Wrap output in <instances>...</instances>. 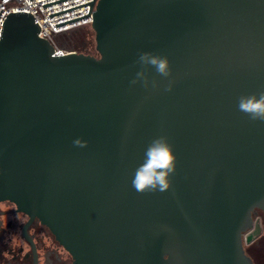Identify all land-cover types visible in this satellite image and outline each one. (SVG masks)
<instances>
[{"label": "water", "instance_id": "obj_1", "mask_svg": "<svg viewBox=\"0 0 264 264\" xmlns=\"http://www.w3.org/2000/svg\"><path fill=\"white\" fill-rule=\"evenodd\" d=\"M89 4L97 56L57 55L30 12L5 20L0 204L48 227L74 264H253L264 122L238 101L264 91V0H93L50 17ZM141 52L166 56L171 76ZM141 70L147 87L132 83ZM159 136L177 157L171 188L139 193Z\"/></svg>", "mask_w": 264, "mask_h": 264}, {"label": "flooded vegetation", "instance_id": "obj_2", "mask_svg": "<svg viewBox=\"0 0 264 264\" xmlns=\"http://www.w3.org/2000/svg\"><path fill=\"white\" fill-rule=\"evenodd\" d=\"M259 228V233H255ZM252 236L248 242V235ZM246 255L253 264H264V211L254 212V228L243 238ZM0 264H74L73 257L38 219L0 204Z\"/></svg>", "mask_w": 264, "mask_h": 264}, {"label": "clouds", "instance_id": "obj_3", "mask_svg": "<svg viewBox=\"0 0 264 264\" xmlns=\"http://www.w3.org/2000/svg\"><path fill=\"white\" fill-rule=\"evenodd\" d=\"M138 63L142 66H152L156 72L163 77L171 76L170 62L166 56L155 55L151 52H141ZM137 79L143 80L145 87L148 86V78L144 70L137 72ZM153 87L157 82H152ZM167 90H171V84ZM239 111L249 116L252 121L264 122V91L258 94L242 95L238 101ZM80 147H86L87 142L76 140L74 142ZM177 157L174 154L173 145L166 136L154 138L145 150V159L134 173L132 185L139 193L165 192L171 188V176L176 172Z\"/></svg>", "mask_w": 264, "mask_h": 264}, {"label": "built area", "instance_id": "obj_4", "mask_svg": "<svg viewBox=\"0 0 264 264\" xmlns=\"http://www.w3.org/2000/svg\"><path fill=\"white\" fill-rule=\"evenodd\" d=\"M58 0H0V41L3 32V26L6 18L11 13L30 12L35 19L36 24L40 28L39 36L49 40L57 48V55L64 54L66 50L60 48L56 42L57 35L68 33L76 28L85 25H91L93 21V12L95 7L92 5L82 6L67 12H63L54 16L51 14L70 9L85 3L92 2L93 0H64L46 7L43 5L55 2ZM96 0H94L95 3ZM91 8V10H90ZM90 11V13H89ZM89 13V15H87ZM87 15V16H84ZM84 16V17H81ZM81 17V18H78ZM68 23L56 26V24L72 20ZM60 48V50H59Z\"/></svg>", "mask_w": 264, "mask_h": 264}, {"label": "rangeland", "instance_id": "obj_5", "mask_svg": "<svg viewBox=\"0 0 264 264\" xmlns=\"http://www.w3.org/2000/svg\"><path fill=\"white\" fill-rule=\"evenodd\" d=\"M58 45L69 51L79 52L83 50L93 54L96 51L95 32L92 28L86 27L81 31L62 37ZM94 55L97 56L96 54Z\"/></svg>", "mask_w": 264, "mask_h": 264}, {"label": "trees", "instance_id": "obj_6", "mask_svg": "<svg viewBox=\"0 0 264 264\" xmlns=\"http://www.w3.org/2000/svg\"><path fill=\"white\" fill-rule=\"evenodd\" d=\"M86 27H88V28H92L91 25H85V26H81V27H79V28H76V29H74V30H72V31H70V32H68V33H63V34L57 35V36L55 37V42H56V44H57V45L59 44L60 39H62V37L67 36V35H70L71 33H75V32L81 31V30L85 29ZM58 46H59V45H58ZM61 47H62V46H61ZM61 47H60V48H61ZM62 49L66 50V51H69V50H67V49H65V48H62ZM78 53H84V54H87V55H94V54L98 55L97 51H94V53L92 54V53H88V52H85V51H83V50H80Z\"/></svg>", "mask_w": 264, "mask_h": 264}]
</instances>
